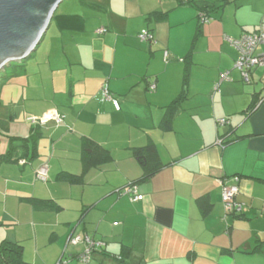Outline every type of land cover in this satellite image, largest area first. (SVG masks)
I'll list each match as a JSON object with an SVG mask.
<instances>
[{
  "label": "crops",
  "instance_id": "0c3cea01",
  "mask_svg": "<svg viewBox=\"0 0 264 264\" xmlns=\"http://www.w3.org/2000/svg\"><path fill=\"white\" fill-rule=\"evenodd\" d=\"M200 4L218 7L207 13ZM262 22L264 0H62L40 56L0 86V154L12 145L20 159L0 161V244L20 243L30 264H264V68L246 82L228 40ZM143 29L152 41L140 39ZM225 71L230 78L217 91ZM186 72L187 92L174 108ZM105 86L119 109L102 98ZM51 111L65 118L40 126L35 149L9 142L21 137L15 120ZM223 117L230 123L218 127ZM84 138L112 159L79 182L58 180L84 172ZM150 143L161 165L141 180L134 148ZM43 165L46 182L35 177ZM236 175L245 205L225 217L222 184ZM130 184L143 199L131 200ZM84 234L105 243L89 262L78 259L85 245L69 242Z\"/></svg>",
  "mask_w": 264,
  "mask_h": 264
},
{
  "label": "built area",
  "instance_id": "2783aa9c",
  "mask_svg": "<svg viewBox=\"0 0 264 264\" xmlns=\"http://www.w3.org/2000/svg\"><path fill=\"white\" fill-rule=\"evenodd\" d=\"M200 19L202 22L208 21L209 17L206 14H201ZM107 31L106 28L102 27L97 30L98 33L103 34ZM139 37L142 40L152 41L154 39L153 33L148 29H143L139 33ZM230 43L237 50V58L234 62V67L238 69L243 79L246 82L250 81L251 72L256 67L264 68V52H257L260 46H264V22H262L255 31L244 32L239 38H228ZM168 56V51H165V57ZM230 78V72H222L219 76V81L215 84L214 89L219 90L222 81ZM156 84H151L150 89L154 90ZM102 98L105 100L112 101L115 106L119 109L120 104L114 95L105 86L101 90ZM65 116L56 112L51 111L43 114L40 117L33 116L30 118L31 124L44 125L49 121H56L57 123L63 122ZM230 121L227 117L219 118L216 121L217 126H225L229 124ZM216 144L220 146L225 145V140L219 137L216 140ZM35 177L37 180L46 182L49 177L48 166H40L36 170ZM233 182L231 184H222V200L225 208V217L231 216L232 214L240 213L243 210L244 202L238 199L240 193V177L232 176L229 178ZM125 193H128L131 200H141L143 195L138 192V187L136 184H130L125 189ZM69 242L72 244L83 243L85 245V250L79 254L78 259L82 262H89L92 255L99 249H102L105 243L102 240H97L88 234L84 235H72L69 237Z\"/></svg>",
  "mask_w": 264,
  "mask_h": 264
},
{
  "label": "trees",
  "instance_id": "16d2710c",
  "mask_svg": "<svg viewBox=\"0 0 264 264\" xmlns=\"http://www.w3.org/2000/svg\"><path fill=\"white\" fill-rule=\"evenodd\" d=\"M90 5H93V4H90ZM199 7L201 10L207 11V13H209V11L217 8L218 6L215 4H200ZM206 15L208 16V14ZM31 55L32 53L28 56V58H30ZM26 59H23L21 62H13L11 63L10 66H8V68L1 71L0 84L7 81L8 78L15 76V74L17 73L16 69L19 67H22V63ZM187 82H188V73L186 72L184 76L183 90L180 96L174 101V103H172V105H174V108H176V105L178 104L179 100H181L184 97L185 93L187 92V88H186ZM256 101H257V96H255L253 101L248 106L247 113H251L254 110V108L257 105ZM167 124H168V121H166V126ZM40 126L41 125L39 124H36L35 126H33L32 132L28 138L11 136L10 142H13L15 139L17 140L20 139L23 141V144H25V148L28 145V143L31 142L33 144V148L35 149L37 142L44 135L43 132L41 131ZM226 143L227 142H225V144ZM12 151H13V147L11 145V149L8 150L6 154H3V155L0 154V161H19L20 159L18 160L12 157V154H11ZM134 155L140 160V162H142V165H143V176L141 180H148L151 176L154 175V173L156 172V169L161 165V163L158 160L157 150L153 143H150L146 146L135 147ZM81 158L84 163V172H82V174L76 175V174H71L68 172H61L60 174H58L57 179L62 180V181L67 180L70 182H79L80 180H82L85 172L89 168H91L92 166H98L102 163L110 161L112 159V156L109 150L106 149L105 147L99 145L96 142H93L92 140L84 138L83 144H82ZM241 214L242 212L232 214V215L240 216ZM102 249H99V250H102ZM119 259L121 261H124L122 257H120ZM0 264H30V263L24 260L23 245H21L18 242L4 240L0 244Z\"/></svg>",
  "mask_w": 264,
  "mask_h": 264
},
{
  "label": "water",
  "instance_id": "95a60500",
  "mask_svg": "<svg viewBox=\"0 0 264 264\" xmlns=\"http://www.w3.org/2000/svg\"><path fill=\"white\" fill-rule=\"evenodd\" d=\"M62 0H0V71L36 50Z\"/></svg>",
  "mask_w": 264,
  "mask_h": 264
},
{
  "label": "rangeland",
  "instance_id": "374dc122",
  "mask_svg": "<svg viewBox=\"0 0 264 264\" xmlns=\"http://www.w3.org/2000/svg\"><path fill=\"white\" fill-rule=\"evenodd\" d=\"M41 51H42V48L40 49V48H38V49H36L34 52H32V54H34L35 56H37V54H38V56H40V54H41ZM11 64H9L8 66H10ZM8 66L6 67V68H8ZM5 68V69H6ZM4 69V70H5ZM3 71V70H2ZM259 73H261V71L259 70ZM0 74H1V71H0ZM12 78V77H11ZM10 78V79H11ZM9 79V78H8ZM9 79V80H10ZM11 80H14L13 78L11 79ZM3 83H1L0 84V86L2 85ZM9 115V114H8ZM33 114L31 113V112H26V122L25 121H18V120H15V130H14V133H18V135H21V137H23V136H25L26 134H27V130L30 128L31 129V125L32 126H35L36 124H31V122H30V118L31 117H33L32 116ZM37 117H40V116H37ZM11 120L9 119V118H7V122L8 123H11L10 122ZM14 122V121H13ZM24 123V124H23ZM29 123V124H28ZM28 134H29V132H28ZM9 142H10V139H9ZM20 142V141H19ZM2 144H5V148L7 149L8 148V144L7 143H2ZM1 144V145H2ZM1 147V146H0ZM2 151H4V149L2 148Z\"/></svg>",
  "mask_w": 264,
  "mask_h": 264
}]
</instances>
